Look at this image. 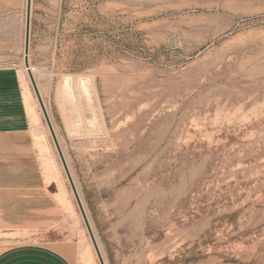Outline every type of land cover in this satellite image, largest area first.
<instances>
[{"label": "rangeland", "instance_id": "obj_1", "mask_svg": "<svg viewBox=\"0 0 264 264\" xmlns=\"http://www.w3.org/2000/svg\"><path fill=\"white\" fill-rule=\"evenodd\" d=\"M25 11L0 0V66L19 74ZM30 14L29 62L105 263L264 264V0H31ZM64 75L98 108L89 135L58 106ZM59 176L46 186L71 202ZM52 233L89 242L75 206Z\"/></svg>", "mask_w": 264, "mask_h": 264}, {"label": "crops", "instance_id": "obj_2", "mask_svg": "<svg viewBox=\"0 0 264 264\" xmlns=\"http://www.w3.org/2000/svg\"><path fill=\"white\" fill-rule=\"evenodd\" d=\"M31 106L16 67L0 66V264H75L79 245L52 233L72 205L46 186Z\"/></svg>", "mask_w": 264, "mask_h": 264}, {"label": "bare ground", "instance_id": "obj_3", "mask_svg": "<svg viewBox=\"0 0 264 264\" xmlns=\"http://www.w3.org/2000/svg\"><path fill=\"white\" fill-rule=\"evenodd\" d=\"M29 68L33 74L34 79H35V75H34L35 67H33V65H31L30 62H29ZM21 77L23 80L24 87L28 86V90L30 91V94L32 96V106L29 107L30 108L29 113H30L33 133H34V136H35L37 143H38L39 152H40V159L42 162V166L44 169L46 179L49 178V175H53L54 171H56V173H58V175H61L62 179L67 183V185L69 187V191H70V194L72 197L71 200L73 201V202L71 201L72 203L71 202L70 203H71L72 207L75 206L78 209V206L76 204L73 192H72L70 185L68 183V179H67V176L65 174L63 165L61 163V160H60L59 155L57 153L56 147H55L54 142L52 140V137L50 135L49 128L45 122L41 107H40L39 102L37 100V97L34 93V90L32 88L29 76L27 74V68L25 67V65L23 63V58L21 60ZM70 77H71V80H70ZM84 80L85 79L82 76H73V75L72 76H70V75L65 76L64 75L62 77V79L60 80L61 85H60V87L58 86V89H57V102H58V106H59L60 110L62 109L63 111H65L67 116L69 118L73 119L74 121H76V124L78 125V127H80L86 135H89V128H90L89 126L90 125H89V120H88V117H87L85 111L87 109L91 115V114H94L98 108L96 105H94L92 103L93 99L91 97L92 96L91 92L89 91V89L86 88V86L83 82ZM35 82H36V79H35ZM79 82H82V86H79ZM36 84H37V82H36ZM37 88L39 90L38 85H37ZM60 92H63L66 95V98H65L66 101L63 98H61ZM39 93H40V90H39ZM80 93L84 97V104H83V102H81V99L79 96ZM40 95H41V93H40ZM41 98H42L43 104L45 106V109L47 111V114L49 116L51 125L53 127L56 138L58 140L59 146L62 150L58 135H57L56 130H55V126H54L55 124H53V122H52L51 116L48 112L45 100L43 99L42 95H41ZM63 103H65V104H63ZM75 113H77L78 115H75ZM65 118H66V116H65ZM64 125H65V128L67 129V131H71V126L68 124L67 121L64 122ZM102 126H103V124H102ZM42 131L45 132L47 138L49 139L52 153H50V150L47 146H44L43 144L40 143V137H42L41 136ZM62 153H63V150H62ZM63 156H64V153H63ZM64 159L66 161L65 156H64ZM66 164H67V161H66ZM53 165H54V168H53ZM67 167L69 169L68 164H67ZM69 172H70V169H69ZM70 174H71V172H70ZM71 177H72V174H71ZM72 179H73V177H72ZM73 182L75 184V188L78 192L79 198H80L81 203L83 205V201L81 199V196L79 194V191L77 189V186H76L74 179H73ZM67 201H69V200H67ZM83 208H84V205H83ZM78 213H79L80 220L83 223L84 230L87 233V229L84 225V222H83V219H82L81 214L79 212V209H78ZM89 223H90V221H89ZM90 226H91V223H90ZM91 228H92V226H91ZM92 230H93V228H92ZM87 236H88L87 239L89 240L88 243H86L84 241H81L79 243L78 255L80 257L81 264H93L92 252H94V254H95V251H94V248H93V245H92V242L90 240L88 233H87ZM96 241H97V239H96ZM97 244H98V242H97ZM95 256H96V254H95ZM96 259H97V257H96ZM104 262H106V261H104Z\"/></svg>", "mask_w": 264, "mask_h": 264}, {"label": "water", "instance_id": "obj_4", "mask_svg": "<svg viewBox=\"0 0 264 264\" xmlns=\"http://www.w3.org/2000/svg\"><path fill=\"white\" fill-rule=\"evenodd\" d=\"M31 13V0H26V11H25V26H24V48H23V63L25 65V67L27 68V74L29 76V79H30V82H31V85H32V88L34 90V93L37 97V100L39 102V105L41 107V110H42V113H43V117L45 119V122L49 128V132H50V135L52 137V140L54 142V145L56 147V150H57V153L59 155V158L61 160V163L63 165V168H64V171H65V174L67 176V179H68V183L70 185V188L73 192V195H74V198H75V201H76V204L78 206V209H79V212L81 214V217L83 219V222H84V225L87 229V233L90 237V240L92 242V245H93V248H94V251H95V254H96V257H97V260H98V263L99 264H105L104 262V259H103V256L101 254V251L99 249V246L97 244V241H96V238H95V235L93 233V230L90 226V223H89V220L87 218V214L85 213V210L83 208V205L81 203V200L79 198V195H78V192L75 188V184L73 182V179L71 177V174L69 172V169L67 167V164H66V161L64 159V156H63V153H62V150L59 146V143H58V140L56 138V135H55V132L53 130V127L51 125V122H50V119H49V116L47 114V111L45 109V106L43 104V101H42V98H41V95L39 93V90L37 88V84L35 82V79L33 77V74L29 68V59H28V55H29V36H30V14Z\"/></svg>", "mask_w": 264, "mask_h": 264}]
</instances>
